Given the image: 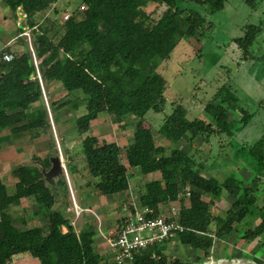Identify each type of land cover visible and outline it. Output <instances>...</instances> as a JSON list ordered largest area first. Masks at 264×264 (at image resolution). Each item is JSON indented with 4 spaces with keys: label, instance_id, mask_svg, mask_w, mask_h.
I'll return each instance as SVG.
<instances>
[{
    "label": "trees",
    "instance_id": "obj_1",
    "mask_svg": "<svg viewBox=\"0 0 264 264\" xmlns=\"http://www.w3.org/2000/svg\"><path fill=\"white\" fill-rule=\"evenodd\" d=\"M58 1L0 0L13 13L20 9L26 15L37 61L26 47L21 35L24 28L19 25L16 38L24 47L13 49V43H6L0 48L1 52L13 54L9 61L0 62V130L9 128L10 132L4 138L49 133L51 124L39 72L44 84L56 82L66 90L67 98L50 102L53 114L63 108L76 111L85 107L75 122L82 135L81 153L94 179L87 185H93L99 194L113 195L129 190L134 174L160 173V178L145 183L139 204L152 209L151 216H156L162 214L165 205L169 208L170 202L179 200L177 217L171 220L179 222L183 230L137 252L129 264H188L178 258L169 261L166 250L173 239L210 256L215 238L226 237L236 222L247 226L242 233L245 239L264 235V200L253 188L264 190V132L251 142L232 145L235 165L242 162L252 170V183L235 174L224 179L207 176L203 170L216 168V161H209V157L202 160L197 150L187 152L177 146L167 152L165 145L155 141L157 132L171 143L187 134L192 145L199 136L209 140L211 135L226 134L224 124L230 111L239 106L230 80L204 104L208 117L191 118L179 103L165 114L157 132L145 122L148 111L163 112L168 102V85L159 65L181 40L197 36L199 41L211 25L208 14L222 10L228 0H158L165 6L160 13L144 10L142 0H75L77 7L63 23L57 16H50L59 14ZM42 15L44 18L37 21ZM261 29L262 24H249L244 35L235 38L242 58H258L252 56L250 48ZM34 103L41 105L32 108ZM101 114L109 116L113 123L132 125L124 148L118 141H102L90 133L91 121ZM130 117L137 120L131 121ZM51 156L34 157L42 167L28 163L13 168L19 176L14 193L8 191L0 173V264H9L20 255L35 257L40 264H113L109 261L110 251L102 253L97 249L91 219L84 220L77 232L72 219L55 208L59 195H67L68 182L63 173L53 188L46 181L44 172L52 165ZM67 167L71 173L76 171L69 154ZM224 192L233 198L230 206L223 214L212 213L215 200ZM22 198L34 199L33 217L42 214L45 222L29 223L24 214L15 218L12 207L19 205ZM130 210H135L134 205ZM255 219L258 222L253 225Z\"/></svg>",
    "mask_w": 264,
    "mask_h": 264
},
{
    "label": "rangeland",
    "instance_id": "obj_2",
    "mask_svg": "<svg viewBox=\"0 0 264 264\" xmlns=\"http://www.w3.org/2000/svg\"><path fill=\"white\" fill-rule=\"evenodd\" d=\"M57 5L60 11L59 14L55 15L51 13L50 16L53 18L57 16L59 23H63L65 15L68 14L69 16L73 12L72 10L77 7L75 0H59ZM141 5L147 12L157 11V13L162 12L165 7L164 5H159L158 0H142ZM25 16L26 15L20 9L13 13L8 7L0 2V47L4 46L6 43H13V49H22L24 44L19 41V38H16L18 27L19 25H22L24 28V31L21 33L22 38L25 41L26 47L33 52V58H35L33 47L34 35L25 20ZM43 18L44 16L42 15L37 21H40ZM208 20H211V25L209 28H206L204 34L201 35L202 39L198 41L197 36H195V39L193 40L194 44L190 46L184 41H180L173 49L171 56L168 59L163 60L158 67L159 72L163 74L168 85L166 90L168 102L165 111L156 112L150 110L145 115V122L151 125L156 132L162 123L165 114L171 112L175 104H182L183 108L189 111L191 118L208 117L204 111V104L212 98L217 88L223 83L228 82L231 77H242V71L239 68L238 63L242 54L235 38L243 36L245 28L249 24H262V29L250 49L253 53L252 56L254 55L256 57L259 55L263 58L264 0H229L222 10L208 14ZM64 56L65 54L62 53V57ZM261 72H263L262 69ZM38 76L42 82L43 102L48 110L49 121L51 124L49 133L42 134L38 137H33L29 133H24L10 135L9 138H4L5 135H9V128L0 130V136L3 137L0 141V173L2 179L8 187V191L14 193L15 183L19 176L13 173V168L28 163L42 167L41 163L35 160V156L44 159L50 154L52 156L60 154L65 164V172L63 175L68 182V193L65 196L59 195L55 208L62 211L66 217L72 219V223L75 225L77 232L86 219H91L92 222L96 223L94 217L97 219L95 214L99 212H101L100 214L103 222L100 224V229L96 228L97 223L94 225L96 226V233L97 230L101 233V229H113L114 226L111 224H116L115 221L116 219H119L121 213H123L122 216L124 217V214H127L130 211V205L140 206L138 201L139 195L145 191V183L148 180L160 178V173L157 171L156 173L151 172L146 175L134 174V176L131 177L129 190L124 191L123 193L119 192L113 195H104L106 197L113 196L114 198H111L112 200H104L100 198V194L93 189V185L90 186L86 184L87 181H92L94 179L88 173L85 160L82 156V135L77 132L75 122V117L84 113L85 107L81 106L76 111L63 108L57 113V115H55V113L53 114L50 108V102L62 99L63 97L67 98V96H65L66 90L63 89L61 84L56 82H51L47 86L43 83L40 73ZM247 100L249 103L244 100L247 103L244 107L246 110L248 109V113L241 105L230 111V117L224 124L226 134L223 133L220 136L215 134L211 135L209 140H205L203 139L204 137L199 136L195 139L194 145H192L189 143V136L187 134L177 143H171L157 132L155 133V141L157 144L165 145L167 147V152H169L172 147L177 146L187 152H194L197 150L198 156L202 160L206 161L210 159L209 161H216L217 164H219L216 168H211L209 171L208 169L203 170V174L207 176L212 174L217 178L220 176V179H224L229 174L237 175L238 173H241V175L246 176L245 172H242L241 170L243 168L247 170L249 169L245 167L242 162L235 165L233 163L230 164L227 161L232 162L234 158L231 155V148H233L232 145L237 147L240 143H244L243 140L237 137V133L233 134V131L238 130L237 128L241 127L242 123L252 117L249 113H253L254 110L259 111H257L258 113L253 119L257 120L263 116L262 112H264V108L260 109L256 107V98L252 96ZM40 105L41 104L34 103L32 108H38ZM55 116L58 117V120H55ZM129 119L131 121L137 120L136 117H130ZM132 130L133 127L131 124L122 126L113 123L109 116L101 114L97 119L91 121L90 133L98 136L99 140L102 141L106 139H114L124 148L126 144H128ZM263 131L264 130L262 129L259 135L247 134L245 135V140L251 142L254 140L251 136L259 137L262 135ZM230 136H233L234 139H231ZM230 140L232 141L231 144H229ZM65 152L69 154L72 165L76 167L75 175H72L68 170L67 154H65ZM123 161L127 163L126 159ZM253 176L254 175H251V177L248 176L244 179H246L248 183H252L251 180L253 179ZM48 183L52 188L56 185L55 182ZM86 187L89 188L86 189ZM253 188L259 193V195L261 194V198L264 200V190L254 185ZM181 196L182 194H180V197ZM231 199L230 196L229 198H225V202L223 201L222 206L213 205L212 213L223 214L224 210L230 206ZM185 201L186 204H188V200ZM33 203V198H22L19 205L12 207V212L14 213L15 218H18L19 214H24L29 217V223L42 224L45 222V216L42 214L33 217L31 211ZM102 205H107V207H101ZM123 206H125L124 209L122 208ZM85 207L86 209H84ZM172 207H175L176 211H178L180 208V201L176 200L170 202L169 208L165 205L162 213L166 216L171 215ZM104 210L109 214L106 212L103 213ZM114 213L116 214L115 221L113 218ZM103 214H105V216H103ZM108 217H111L110 221L104 220ZM257 222L258 219H255L253 225ZM16 224L22 227L17 220ZM240 224L241 226H239ZM234 225V229L239 233L245 231V227H247L244 226L243 223L238 224L237 222ZM63 229L66 230L65 227ZM237 237L238 235L235 236V238ZM223 247L224 243L221 244L219 250H215V247H213V249L211 248L210 256H207L204 251H201L200 254L196 253L194 247L191 248V246L181 244L173 239L168 243L166 251L169 255V261L178 258L188 264H222V262H225L224 259H230L228 263L226 262L224 264H233L232 261L235 264V260L238 261L239 259L234 257V251L232 253L233 256L231 257L227 255L222 256L221 249ZM97 249L102 253L108 251V248L106 249L105 246L102 247L101 244L97 245ZM198 254L201 259L197 260ZM220 258L221 262L219 260ZM9 264L40 263H38V260L35 259V257L26 256V258L13 259Z\"/></svg>",
    "mask_w": 264,
    "mask_h": 264
},
{
    "label": "crops",
    "instance_id": "obj_3",
    "mask_svg": "<svg viewBox=\"0 0 264 264\" xmlns=\"http://www.w3.org/2000/svg\"><path fill=\"white\" fill-rule=\"evenodd\" d=\"M194 37L195 36L190 37L188 39H183L181 41H184L186 44H188V46H190V45L194 44V41H193L195 39ZM200 39H202V38L200 37L199 40ZM262 55H264V53ZM263 59H264V56H263V58L259 56V58H256V59H244L241 56L240 57V61L238 60V63H239V68L242 71V77L237 76L236 78L235 77L234 78L231 77L229 79L231 81V83H232L237 95H238L239 105H241L242 107L246 106L245 104L249 103L247 99H249L252 96H254L256 98V100H255L256 107H258L260 109L264 108V62H263ZM261 69L263 70V72H261ZM244 109H245V107H244ZM257 111H259V110H257ZM257 111L254 110V112H253L254 114L253 113H249L250 116H252V117L248 118L246 120V122L242 123L241 124L242 126L237 128L238 130H234L233 131V134H234L235 131H237L236 132L237 133V137H239L244 142L247 141V140H245V135H247V134L248 135H251V134L259 135L260 131L262 129L264 130V112H262V114H263L262 117L258 118L257 120L253 119L254 116L258 113ZM246 112L248 113V109L246 110ZM251 137H253L254 140L258 138L257 136H251ZM164 139H166V138H164ZM106 141H116V140H114V139H109V140L106 139ZM168 142H170V141L168 140ZM231 155L233 157V149H232ZM227 162H229L230 164H232V163L235 164L234 158H233L232 162H230V161H227ZM244 169L245 168H243L241 171L245 172L246 176L241 175V173L240 174L238 173L237 175L236 174L235 175L237 177H239V178H246L248 176L251 177V175H254V173L251 170L245 169V170H247V171H245ZM75 174H76L75 172L72 173V175H75ZM211 175L212 174H210L209 176H211ZM224 175H226V174H224ZM219 178H221V177L219 176ZM88 188L89 187H86V189H88ZM123 192H121V193H123ZM99 196H100V198H102L104 200H106V199L110 200L111 198L112 199L114 198L113 196L106 197V196H104V194H100ZM229 196L230 195L227 192H224L220 198L215 200L214 205L222 206L223 205V201L225 202L224 199L225 198H229ZM205 198L209 199V197H206V196H205ZM101 207H107V205H102ZM124 207L125 206H123L122 208L124 209ZM84 209H86V207ZM104 212H106V211L104 210L103 213ZM109 212H111V211H109ZM100 213L101 212L95 214V216L97 217V221H96V223H97L96 226L97 227L96 226L95 227L97 229H100L99 228L101 226L100 224H101V222H103ZM107 214H109V213H107ZM122 214L123 213H121V215L119 216V218H121V220L123 219ZM124 215H126V214H124ZM103 216H105V214H103ZM113 218H114V221H115V219H116V214L115 213H114V217ZM110 219H111V217H108V218H106L104 220L110 221ZM121 220L116 219L115 223L117 225L116 224L115 225L111 224L112 226H114L113 229H108V230L101 229V233L99 232V230H97V233H95V236H94L95 239L97 240V245L101 244L102 247L105 246V248L107 249L108 244H109V233L111 231H113L114 229H116V227L119 225V222H121ZM239 226H241V224ZM244 226H245V224H244ZM234 228H235V225H234ZM242 233H239V232H237V230L233 229L229 233L228 236H226L224 238H215L214 243H213V247H215V250H219L221 248V244L224 243V247L221 249L222 256L223 255H227V256L231 257V256H233L232 253L234 251V253H235L234 257L239 259L238 260L239 262L235 260V264H242V263L243 264H264V250H263L264 249V239H263L264 235H262L261 237H257L256 239L249 240V239L243 238L242 237ZM237 235H238V237L235 238V236H237ZM184 245H186V244H184ZM188 246H190V245H188ZM213 247H212V249H213ZM191 248H193V247H191ZM194 249H195V252L199 253V254H200L201 251H203V250L196 249V248H194ZM199 254L197 255L198 257H199ZM27 257H29V256H27ZM16 258L17 259L26 258V255H20V256H17L15 258H13V259H16ZM35 259H37V258H35ZM199 259H201V258H199ZM219 260L221 262V258ZM224 260H225V262H222V264H224L226 262L228 263V261L230 259H224ZM38 263H39V260H38ZM232 263L234 264L233 261H232Z\"/></svg>",
    "mask_w": 264,
    "mask_h": 264
},
{
    "label": "built area",
    "instance_id": "obj_4",
    "mask_svg": "<svg viewBox=\"0 0 264 264\" xmlns=\"http://www.w3.org/2000/svg\"><path fill=\"white\" fill-rule=\"evenodd\" d=\"M66 17L68 14L65 15ZM12 57V53L0 51V62L9 61ZM34 60L37 63L36 57ZM134 208L135 210H130L119 222L116 229L109 233L107 248L111 252L109 261L113 264H129L134 260L137 252L154 243L173 238L178 231L183 230L179 222L171 220L172 217L176 218L178 214L175 207H172L169 216L163 213L151 216L153 210L148 207L134 205Z\"/></svg>",
    "mask_w": 264,
    "mask_h": 264
},
{
    "label": "water",
    "instance_id": "obj_5",
    "mask_svg": "<svg viewBox=\"0 0 264 264\" xmlns=\"http://www.w3.org/2000/svg\"><path fill=\"white\" fill-rule=\"evenodd\" d=\"M52 165L45 171V179L47 182L54 183L55 179L62 173L65 172V164L60 154L51 156Z\"/></svg>",
    "mask_w": 264,
    "mask_h": 264
}]
</instances>
